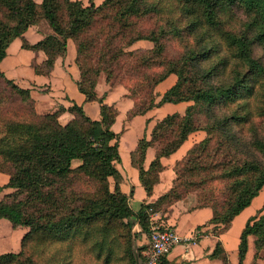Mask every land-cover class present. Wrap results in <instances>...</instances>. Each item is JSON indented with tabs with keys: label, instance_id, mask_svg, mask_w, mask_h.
Instances as JSON below:
<instances>
[{
	"label": "trees",
	"instance_id": "trees-1",
	"mask_svg": "<svg viewBox=\"0 0 264 264\" xmlns=\"http://www.w3.org/2000/svg\"><path fill=\"white\" fill-rule=\"evenodd\" d=\"M88 2V6H83L81 2L71 0H41L40 3L0 0V63L6 57L9 45L19 38L23 49L45 55L43 63H32L31 67L35 75L47 76L55 60L65 57L67 41L71 40L76 51L74 63L81 78L76 82L77 89L86 102L98 103L100 116L99 120H92L75 103L67 109L60 106L52 113L38 114L30 91L18 87L0 70V110L10 105L28 117L0 126V173L8 176V183L0 187V193L4 189L13 190L0 200V220H7L13 229H27L20 240V250L1 254L0 264H37L36 251L39 253L42 247L55 244L66 249L59 260L68 264L66 255L72 253L76 241L93 251L97 260L112 264L117 257L109 242L116 233V225L123 226L128 236L137 224L141 233L149 236V216H162L172 204L182 201L177 183L183 174L202 173L205 168L198 166L201 158L221 151V144L215 147L214 140L220 136L226 140L227 147L231 142L247 147L242 143L243 131L253 127L255 119L264 120V68L253 54L255 43H264V0H104L98 6L93 0ZM236 9L245 15L238 28L233 23ZM151 14L182 39H185L184 33H196L193 48L176 62L156 63L163 52L159 43L163 30L158 36L153 30L127 33L132 27L130 19ZM41 23L46 24L50 32L39 42L28 44L23 38L24 33ZM228 24L232 29L227 27ZM116 27L119 36L128 39L124 47L138 41L153 44L150 50L134 58L135 63L130 66L145 71V75L127 85L130 99L134 102L143 93L150 92L142 103L134 102L128 118L143 116L165 104L193 103L186 107L183 115L174 113L156 122L150 139L140 138L130 153L131 166L137 170L146 196L151 195L158 183V175L163 171L160 159L175 153L189 135L195 132L206 135L174 164L175 179L170 190L154 203L141 204L135 213L129 203L132 191L129 195L121 192L122 177L116 168V164L121 163V134L115 133L112 126L118 112L97 98L95 80L86 74L80 62L90 49L99 47L103 50V62L108 59L115 68L121 69L120 59L127 54L122 51L121 42L115 48L110 45L112 40L120 41L113 30ZM211 57L216 62L202 71L200 81L203 85L197 86L195 77L183 74L188 63ZM180 62L183 66L178 70L176 67ZM156 66L165 67V71L154 76ZM103 70L110 83V71ZM170 75L176 77L175 84L157 100L159 95L155 88ZM212 79L217 81L211 82ZM63 113L72 116L64 125L59 122ZM201 113L205 114L204 124H199L196 118ZM252 137L250 145L260 153L262 162L236 159L229 173L234 183L230 196L222 204L217 202L196 208L211 210L212 218L208 224L212 225L211 234L217 239L264 187V137ZM151 147L155 156L145 169V154ZM75 161L79 164L73 167ZM218 162L220 164L212 169L225 165L224 158ZM108 179L113 180L112 190ZM84 183L92 184L94 191H81L79 188ZM201 228L197 227V231ZM198 235L195 234V240ZM250 236L255 237V259L258 252L264 250V214L249 219L241 231L238 264L245 258ZM122 258L128 264H135L130 246L124 250ZM209 258L231 264L219 240ZM140 259L147 263V258L140 255ZM56 263V260L48 262ZM158 264L176 262L163 257Z\"/></svg>",
	"mask_w": 264,
	"mask_h": 264
},
{
	"label": "crops",
	"instance_id": "crops-1",
	"mask_svg": "<svg viewBox=\"0 0 264 264\" xmlns=\"http://www.w3.org/2000/svg\"><path fill=\"white\" fill-rule=\"evenodd\" d=\"M79 1L83 6H86V1L89 0H71ZM104 0H93L95 6L100 5ZM40 3V2H38ZM48 26L44 23L38 26H31L24 33V40L33 45L43 39L44 34L49 33ZM140 43V42H138ZM76 51L71 40L67 41L66 54L64 58H57L54 62L53 69L47 76L35 75L31 65L35 63L40 65L45 60L42 52H32L22 48L21 39L17 38L9 45L6 50V57L0 63V70L4 73L6 78L12 80L14 84L22 89H28L30 96L34 101L35 110L39 114L52 113L60 106L64 109L69 108L72 103L81 106L85 113L92 120H99V105L96 102H86L85 97L79 93L76 82L79 80V72L75 66L74 60ZM10 62L9 64L7 62ZM7 63V64H6ZM7 65V66H6ZM176 82V77L170 75L156 88L155 92L159 95L157 100L171 88ZM97 98L99 96V88L95 90ZM122 95V93H120ZM107 105H110L117 110L118 115L112 130L115 133H121V126L123 125L122 117L132 108V103L129 99L119 97L117 101L113 98L112 93L107 94L105 100ZM186 103L180 104H165L160 108L153 109L143 116H136L127 123V130L120 136L119 153L121 163L116 164V168L122 177L120 190L122 193L129 195L132 191V196L129 200L130 206H135L138 210L141 204L154 203L160 196L164 195L170 190L172 181L174 179L173 166L177 161H180L186 152L195 144L203 139L202 132H195L189 135L188 139L181 145V147L168 158H161L160 163L163 166V171L158 175V183L153 188L150 196H146L143 188L140 185L138 172L131 166L130 155L125 159L121 154V145L123 137L128 132L133 123H138L137 129L139 136L134 139L130 147V153L136 148L137 141L143 136L147 140L150 139L151 131L156 124L152 119L155 112H161L163 115H171L178 113L184 114L187 106ZM71 119L69 113H63L59 117V122L64 125ZM155 150L148 148L145 154L144 168L147 169L150 162L154 159ZM8 183V176L0 173V187ZM12 189H4L0 193V200L5 194L11 193ZM264 204V200L256 197L252 200L249 207L244 209L238 216H236L230 228L217 238L211 234L212 225L208 222L212 218V212L208 208L196 209L189 207L187 202L178 201L172 204L167 213L160 217L161 222L170 226L176 233L184 240L179 245L175 246L170 254L167 256L169 262L175 261L176 264H222L220 260L210 259L209 255L212 253L215 243L219 240L226 250L229 262L231 264H238V243L239 235L243 230L246 222L255 217L259 208ZM160 215V214H159ZM7 225L4 220L0 223ZM10 224V223H9ZM204 226V227H203ZM1 228L4 226L0 225ZM11 227V225H10ZM197 227H202L197 231ZM6 232L9 228L5 229ZM27 232V229L18 227L13 229L11 227L8 244L2 242V235L0 233V255L4 253H17L20 250V240ZM199 234L195 240V234ZM254 256L253 238L248 237V248L242 264H251ZM262 261L258 262L261 264Z\"/></svg>",
	"mask_w": 264,
	"mask_h": 264
},
{
	"label": "rangeland",
	"instance_id": "rangeland-1",
	"mask_svg": "<svg viewBox=\"0 0 264 264\" xmlns=\"http://www.w3.org/2000/svg\"><path fill=\"white\" fill-rule=\"evenodd\" d=\"M34 1L36 3L41 2V0H34ZM86 4H87L86 6H88L89 2L86 1ZM107 11L110 12L111 10L109 9ZM233 18H234L233 23H236L235 26H237L238 28L240 24L245 20V15H243L241 10L236 9ZM130 22L132 23V27L127 32L128 34L146 33L148 31L153 30V32L158 36L160 35V31L163 30L164 33L162 34V36H160L159 39V43L163 47V52L161 58L156 60V63L164 62L165 64H167L168 62L169 63L176 62L181 57H183L187 53V51L193 48L197 40V35L195 32L184 33L183 35L185 39H182L180 36L171 33L170 31H168V28L165 26V23L162 22L160 19H158L156 15L153 14L142 18H132L130 19ZM227 27L232 29V27L229 24L227 25ZM113 30L119 36L118 34L119 29L116 27V29ZM232 31L235 32L234 30ZM119 39L120 41H118L117 39L112 40L110 45L115 48L121 42V45L123 46L122 51L127 54L121 57L120 59L122 61L121 69L115 68V66L108 59H104L103 62V60L101 59L103 50H99V47L90 49L87 52L86 57L83 56L80 62L82 63L83 69L86 72V74L90 78L95 80L94 91L99 88V96L103 100V102L107 94L112 93L115 101H117L119 97H124L131 101L133 107V104L136 101L138 104L142 103L144 96L148 94L150 91L140 95L134 102L132 99H130L129 97L130 93L126 88L127 85L131 84L130 83L131 80L145 75V71H141L136 69L135 67H130V66L135 63L134 58H138L140 55H143L144 51L150 50L153 47V44L149 41H138L140 43L136 42L132 46L124 47V44L128 40L127 37L119 36ZM253 54L254 57L258 60L259 64L264 68V43H258V42L255 43ZM215 62L216 59L213 57L206 60L197 59L192 63H188L187 65L188 67H185V72L183 74H185V76L187 77H192V76L195 77V79L197 80L196 82L197 86L203 85V83L200 81L202 71L211 67ZM7 63L9 64L10 62L8 61ZM182 66L183 63L180 62V65L177 66L176 68L179 70ZM103 68H106V70H109L111 73L112 79L110 83H107L106 81L107 73H105ZM155 68L156 71H154V76H158L165 71V67L156 66ZM77 70L79 72V80L77 82H79L81 79L80 71L78 68ZM96 72L97 75H95ZM216 81H217L216 79L211 80V82H216ZM263 86H264V82H263ZM120 93H122V95ZM190 105H193V103L188 102L184 106H190ZM131 109H129L127 113H125V115L122 117L123 125L121 126V133H120L121 135L127 130V123L130 120H132L128 118V112ZM166 116L167 115H163L161 112H155L154 115H152V119L154 120V122H159ZM27 118L28 117H24L21 112L14 109L10 105H6L5 110H0V126L4 122L23 121ZM196 118L199 124L201 122L203 124L204 122H206L204 121L205 114L203 113L197 115ZM255 120H256V124L253 127H251L249 130L245 129L243 131L244 142L240 140L242 143L246 144L247 147L242 148L241 146L236 145L234 142H231L230 144L228 143V147H227L226 140L219 136L214 140L213 144L215 145V147H217L218 143L221 144V151L215 154L211 152L209 156H205L201 158L199 162L198 166H202V168H205V171H203L202 173L186 172L185 174H183V176L180 178L179 181L182 185H180L179 182L177 183V185L179 188L178 190L182 193L181 200L187 202V205L189 207L197 208L203 205L211 206L217 202L218 204H222V202L230 196L231 188L233 187L234 183H233V179L229 177L230 176L229 173L233 169L236 159L241 158L248 161L260 160V162H262L260 153L257 151L254 145L252 147L250 145V141L253 138L252 136H254L256 139L264 137V120L262 119H255ZM137 125L139 124L136 122L133 123L131 125L130 130L126 132L123 137L122 140L123 143L121 145L120 151L125 159L127 158L128 155H130V147L132 146L134 139L139 136ZM202 134L204 139L206 135L204 132H202ZM223 144L225 145L224 147ZM223 158H224L223 164L225 165L217 167V169H212L213 166H218V164H220L218 161H221ZM78 164L79 162L75 161L72 163V166L76 167ZM174 179H175V174H174ZM108 184L110 189L112 190L113 180L108 179ZM79 189L83 192L90 193L93 192L95 188L94 186H92V184L84 183L81 185V188ZM258 198L264 200V187L259 192ZM130 207L134 213L138 211L135 210L137 209L135 206H130ZM263 214H264V204L261 208H259L257 215L255 217L258 218L260 215ZM158 216L161 217V214L160 215L151 214L149 216L150 222L152 223L155 220H157ZM2 220H4V222H6L7 224L4 225L3 221L2 223H0V225L4 226L3 228L0 227L2 242L8 244L7 241L11 239V237L9 236L11 227L7 220L5 219ZM7 228H9V231L6 232L5 229ZM123 229H124L123 226L116 225V233H114V237L110 239L111 242H109L112 250L115 252V255L117 257L116 261H114L112 264H128L122 258V254L124 250L129 246L135 264H147L141 261L140 255L144 258H147V253L149 251V236L141 233V230L137 224L133 225V228L131 229L128 236L126 230ZM251 237L253 238V244H254L255 237L253 236ZM73 243H74L73 245L74 248L72 253H68L66 255L68 264H105L103 260H97L96 254L93 251L91 252L88 247L82 246L79 241ZM65 250L66 249L60 244H55L51 246L46 245L42 247V250L39 253L38 251H36L37 264H48V262L51 260H56L57 261L56 264H65L64 262L61 261L62 252H64ZM255 253L256 251L254 247V256ZM59 256H61L60 260H59ZM254 256L252 260L253 264H258V262L260 261H262L261 264H264V250L259 251L255 259ZM119 257L120 259H118Z\"/></svg>",
	"mask_w": 264,
	"mask_h": 264
},
{
	"label": "built area",
	"instance_id": "built-area-1",
	"mask_svg": "<svg viewBox=\"0 0 264 264\" xmlns=\"http://www.w3.org/2000/svg\"><path fill=\"white\" fill-rule=\"evenodd\" d=\"M150 226L147 264H158L161 258L167 257L184 240L174 229L161 222L159 216L157 220L150 222Z\"/></svg>",
	"mask_w": 264,
	"mask_h": 264
}]
</instances>
